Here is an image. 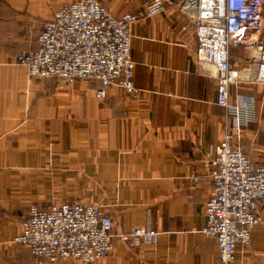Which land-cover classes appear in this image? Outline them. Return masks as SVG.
<instances>
[{
	"label": "crops",
	"instance_id": "crops-1",
	"mask_svg": "<svg viewBox=\"0 0 264 264\" xmlns=\"http://www.w3.org/2000/svg\"><path fill=\"white\" fill-rule=\"evenodd\" d=\"M71 0H0V264H37L13 242L31 207L95 205L113 221V235L157 232L152 244L114 249L96 264H221L206 225L210 161L233 119L216 104V80L196 65L193 24L177 4L142 16L147 0H99L115 16L132 13L133 82L137 96L99 83L37 78L18 62L36 47L42 24ZM240 61L245 52L230 50ZM231 105L247 112L234 142L264 166V86L229 87ZM204 181L194 184L191 176ZM263 222L230 264H264ZM54 264H80L64 260Z\"/></svg>",
	"mask_w": 264,
	"mask_h": 264
},
{
	"label": "built area",
	"instance_id": "built-area-1",
	"mask_svg": "<svg viewBox=\"0 0 264 264\" xmlns=\"http://www.w3.org/2000/svg\"><path fill=\"white\" fill-rule=\"evenodd\" d=\"M172 4L193 24L195 63L216 80V104L233 119L210 161L211 194L204 202L206 225L201 230L216 240L220 263L230 264L235 246L247 247L252 229L263 222L259 208L264 205V166L235 145L234 133L241 130L247 107L230 104L229 87L264 86V0H147L142 16H155ZM137 20L132 13L115 16L99 0H71L42 24L36 47L24 50L18 62L32 77L68 83L95 80L98 98L114 85L137 96L131 58V26ZM232 48H241L243 59L234 61ZM191 181L199 184L204 178L194 175ZM112 229L111 216L95 205L31 207L13 242L27 247L37 264H96L113 251L116 237L132 247L152 244L157 237L151 229L117 236Z\"/></svg>",
	"mask_w": 264,
	"mask_h": 264
}]
</instances>
